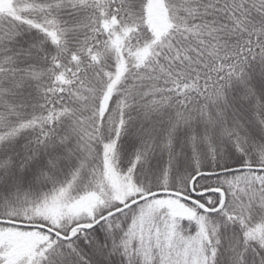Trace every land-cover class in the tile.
Instances as JSON below:
<instances>
[{"label": "snow or ice", "instance_id": "obj_1", "mask_svg": "<svg viewBox=\"0 0 264 264\" xmlns=\"http://www.w3.org/2000/svg\"><path fill=\"white\" fill-rule=\"evenodd\" d=\"M0 264H264V0H0Z\"/></svg>", "mask_w": 264, "mask_h": 264}]
</instances>
